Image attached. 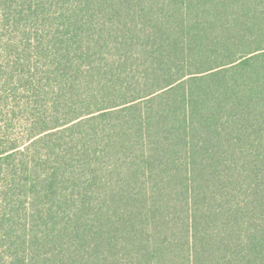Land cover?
<instances>
[{
	"label": "trees",
	"instance_id": "1",
	"mask_svg": "<svg viewBox=\"0 0 264 264\" xmlns=\"http://www.w3.org/2000/svg\"><path fill=\"white\" fill-rule=\"evenodd\" d=\"M0 264H264V0H0Z\"/></svg>",
	"mask_w": 264,
	"mask_h": 264
}]
</instances>
